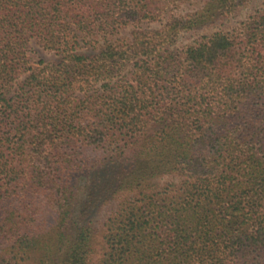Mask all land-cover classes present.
Masks as SVG:
<instances>
[{
  "label": "trees",
  "instance_id": "1",
  "mask_svg": "<svg viewBox=\"0 0 264 264\" xmlns=\"http://www.w3.org/2000/svg\"><path fill=\"white\" fill-rule=\"evenodd\" d=\"M173 1L0 0V264H93L117 197L95 264H264V11L179 50L244 0Z\"/></svg>",
  "mask_w": 264,
  "mask_h": 264
},
{
  "label": "rangeland",
  "instance_id": "2",
  "mask_svg": "<svg viewBox=\"0 0 264 264\" xmlns=\"http://www.w3.org/2000/svg\"><path fill=\"white\" fill-rule=\"evenodd\" d=\"M215 1L216 0H174L168 4L167 10L169 13L164 17V19L151 23L144 21L140 24V26L143 28H159L168 21V18H170L171 15L188 17V15L200 14L207 11L215 3ZM258 10L264 11V0H244L243 4H241L239 8H236L228 16H208L194 29L182 31L176 39L173 48L181 50L185 45L196 42L201 39L202 36L210 35L217 31H234L240 28L241 23L247 20L250 15L254 14ZM134 28L135 27L133 25H129L117 34L113 35L111 38L113 41H128L131 39ZM102 42L103 41H101V43ZM101 43L97 42L95 46L92 45L90 47L89 45H86L82 48V51L87 52L88 54L96 52L98 51V47L101 46ZM28 56L30 58V65L33 67L38 66L41 60H44L46 63H53L59 58L54 51L46 50L39 43H37L35 39H32L30 42ZM26 75L27 74L22 75L20 80H23ZM170 180H172V177L167 176L164 179H161V183ZM125 194L127 193H123L124 196ZM119 199L120 198L117 197L113 202L99 208L93 216V221L97 230V247L93 264H95L100 257L105 229L104 223L113 208L117 205Z\"/></svg>",
  "mask_w": 264,
  "mask_h": 264
}]
</instances>
